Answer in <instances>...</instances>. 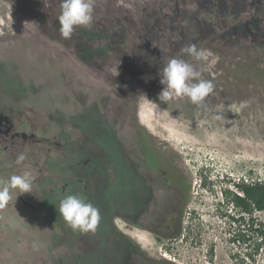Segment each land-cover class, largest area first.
Instances as JSON below:
<instances>
[{"label":"rangeland","instance_id":"obj_1","mask_svg":"<svg viewBox=\"0 0 264 264\" xmlns=\"http://www.w3.org/2000/svg\"><path fill=\"white\" fill-rule=\"evenodd\" d=\"M107 1L64 39L61 0H0V111L44 136L20 164L0 152V179L36 177L0 208V264H235L252 239L232 240L221 188L264 181V0H124L130 21ZM189 44L212 53L192 61L215 85L203 107L158 100ZM68 195L99 209L95 233L68 227Z\"/></svg>","mask_w":264,"mask_h":264},{"label":"clouds","instance_id":"obj_2","mask_svg":"<svg viewBox=\"0 0 264 264\" xmlns=\"http://www.w3.org/2000/svg\"><path fill=\"white\" fill-rule=\"evenodd\" d=\"M123 2L124 0H117L118 4ZM94 4L95 0H61L58 21L59 32L64 39H71L78 27L89 28L92 25ZM180 51L191 59L172 58L160 69L159 82L163 87L158 94V100L167 103L187 98L193 105L203 107L206 98L214 92L215 85L212 81L202 78V72L192 61L208 62L212 53L198 49L195 44L182 47ZM218 60L219 57H216L211 63L214 65ZM246 105L247 101L241 102L242 108ZM25 159L26 155L21 153L16 163L20 164ZM35 179L29 171L12 175L8 179H0V208L12 199L13 191L17 194L33 192ZM59 213L68 227L81 234L95 233L101 220L99 209L79 195L64 197L59 204ZM38 248L39 245L34 242L33 249Z\"/></svg>","mask_w":264,"mask_h":264},{"label":"trees","instance_id":"obj_3","mask_svg":"<svg viewBox=\"0 0 264 264\" xmlns=\"http://www.w3.org/2000/svg\"><path fill=\"white\" fill-rule=\"evenodd\" d=\"M232 185L234 189L227 186L221 188V201L226 206L224 216L236 229L232 240L252 239L249 250L241 255L235 252L233 258H239L235 264H253L259 250L264 247V216L260 214L264 212V181L239 177ZM209 251L212 259V248Z\"/></svg>","mask_w":264,"mask_h":264},{"label":"flooded vegetation","instance_id":"obj_4","mask_svg":"<svg viewBox=\"0 0 264 264\" xmlns=\"http://www.w3.org/2000/svg\"><path fill=\"white\" fill-rule=\"evenodd\" d=\"M107 2L111 3L112 6L107 5V7L111 8V12L110 10H105L104 13L101 14L102 17L106 18V19H110L113 18L114 19V15L116 16H123L125 17V15H128L129 12H127L126 14L124 13L126 11V9H124L125 7L130 9L132 11V16L133 17H129V21L137 16H141V13H136L135 11L132 10V8L130 7L129 4L127 3H123V4H115V1L113 0H108ZM153 5L154 7H157L158 11L160 10H169L171 12H173L175 9L173 7L168 6L165 2L162 3H158L157 0H153ZM130 15V14H129ZM148 16L153 15L150 13L147 14ZM153 18V16H152ZM128 26V27H127ZM125 28H127V30H129V32H131V30H133L131 28L130 25H127ZM145 28H148L147 26ZM150 28V26H149ZM180 32V31H179ZM179 32L177 33V35H179ZM132 34H136V32H131ZM138 34V33H137ZM140 35V34H138ZM61 54H65V52L62 50H60ZM97 63H90L91 67H97L96 65ZM100 68H104L106 67V64L104 63H99ZM24 126H26V129L23 128ZM27 126H29V124H24L22 122V120H15L13 119L11 116H9L7 113H2L0 111V152H2L3 150L9 149L10 151V158L13 157V159H15L17 157L18 154H20V152H22L26 146H28L29 144H39L41 142H44V136L43 135H38V133L35 132L34 126L36 128H38V123H34L32 121L31 124V128L28 129ZM150 177V176H149ZM148 177V178H149ZM151 178V177H150ZM152 179V178H151Z\"/></svg>","mask_w":264,"mask_h":264}]
</instances>
